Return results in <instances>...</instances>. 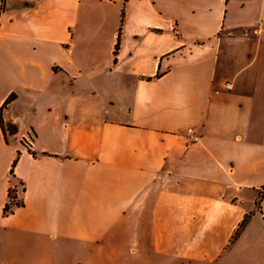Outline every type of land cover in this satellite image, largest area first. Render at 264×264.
I'll use <instances>...</instances> for the list:
<instances>
[{
	"label": "crops",
	"instance_id": "crops-1",
	"mask_svg": "<svg viewBox=\"0 0 264 264\" xmlns=\"http://www.w3.org/2000/svg\"><path fill=\"white\" fill-rule=\"evenodd\" d=\"M261 225L264 0H0V264H264Z\"/></svg>",
	"mask_w": 264,
	"mask_h": 264
},
{
	"label": "rangeland",
	"instance_id": "rangeland-1",
	"mask_svg": "<svg viewBox=\"0 0 264 264\" xmlns=\"http://www.w3.org/2000/svg\"><path fill=\"white\" fill-rule=\"evenodd\" d=\"M20 189H22V187H20ZM19 204L21 205L22 202L19 201ZM252 244H254L256 246V249L264 250V226H262V229H261L259 234H258V232L255 233V235L253 236ZM243 249H246V246H244ZM229 259H231V255H229L222 264H225V263L228 264ZM220 260H222V259L220 258L219 261ZM113 261H115V259ZM127 261H128V264H155V263H159V264H207V262H202V261H195L194 260V262H193L192 260H189V259H182V258L175 259V258H170L167 256L160 257L158 255L155 256V258H153V259L148 258V257L142 258V256L139 255V256H136V258L134 260L132 257H130ZM127 261L124 264H127ZM134 261H135V263H134ZM219 261H218V263H219ZM66 262H67L66 264H76L74 257L68 258V260H66ZM119 263L120 262L118 260H116L114 264H119ZM106 264H108L107 261H106ZM234 264H242V263L239 260V262H236Z\"/></svg>",
	"mask_w": 264,
	"mask_h": 264
},
{
	"label": "built area",
	"instance_id": "built-area-1",
	"mask_svg": "<svg viewBox=\"0 0 264 264\" xmlns=\"http://www.w3.org/2000/svg\"><path fill=\"white\" fill-rule=\"evenodd\" d=\"M232 86H233V84L230 81L225 83L226 88H232ZM186 133L192 141H198L200 139V136L197 135V133L195 132L193 127H188L186 129ZM24 140H28V139L26 137H24ZM27 142H28L27 144L31 146V142L29 140ZM19 201H20L19 189L15 187L14 189L10 190V199H9L8 204H7L8 209L11 211L14 209V207H17L18 205H20Z\"/></svg>",
	"mask_w": 264,
	"mask_h": 264
},
{
	"label": "trees",
	"instance_id": "trees-1",
	"mask_svg": "<svg viewBox=\"0 0 264 264\" xmlns=\"http://www.w3.org/2000/svg\"><path fill=\"white\" fill-rule=\"evenodd\" d=\"M5 210H6V212H11V211L8 209V205H6Z\"/></svg>",
	"mask_w": 264,
	"mask_h": 264
}]
</instances>
